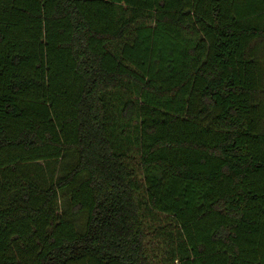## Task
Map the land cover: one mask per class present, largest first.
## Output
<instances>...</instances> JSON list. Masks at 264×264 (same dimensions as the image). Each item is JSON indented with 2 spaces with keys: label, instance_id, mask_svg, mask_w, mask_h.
Instances as JSON below:
<instances>
[{
  "label": "trees",
  "instance_id": "16d2710c",
  "mask_svg": "<svg viewBox=\"0 0 264 264\" xmlns=\"http://www.w3.org/2000/svg\"><path fill=\"white\" fill-rule=\"evenodd\" d=\"M0 264H264V0H0Z\"/></svg>",
  "mask_w": 264,
  "mask_h": 264
},
{
  "label": "rangeland",
  "instance_id": "374dc122",
  "mask_svg": "<svg viewBox=\"0 0 264 264\" xmlns=\"http://www.w3.org/2000/svg\"><path fill=\"white\" fill-rule=\"evenodd\" d=\"M145 26L147 27L145 32L143 34H141L139 36V38L141 39V43L146 44L147 47H149V43L150 45H154L155 48V62H153V66L155 65V67L159 70V68L164 65L165 68L168 70L171 69L172 67V62H173V53H174V48H173V42L172 39H170V37H168L162 30V28L157 27V25L155 24V22L148 21L145 23ZM187 38L189 40L188 43L192 44V41L190 39V37L187 36ZM194 40V39H193ZM184 49V48H183ZM133 86V85H130ZM134 99H140V95H141V90L138 89H133V92L131 93ZM117 103H115L114 105H116ZM113 105V106H114ZM167 106V103H166ZM112 117L113 119H116V117H119L117 114V111H112ZM130 129H132L130 127ZM164 220V219H163ZM166 222H162L161 226H164Z\"/></svg>",
  "mask_w": 264,
  "mask_h": 264
}]
</instances>
